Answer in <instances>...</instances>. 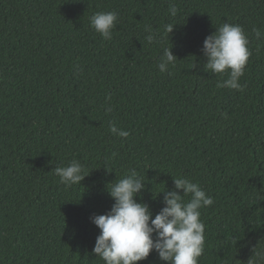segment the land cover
Listing matches in <instances>:
<instances>
[{"label": "trees", "instance_id": "trees-1", "mask_svg": "<svg viewBox=\"0 0 264 264\" xmlns=\"http://www.w3.org/2000/svg\"><path fill=\"white\" fill-rule=\"evenodd\" d=\"M107 11L118 15L108 41L90 26ZM225 23L248 38L243 91L217 87L228 74L204 65V38ZM254 28L264 32V0H0V264H104L90 216L108 212L107 189L130 169L153 216L174 179L198 184L213 199L200 209L198 264H247L264 248V38ZM165 48L177 59L162 73ZM72 161L89 173L68 187L55 168ZM136 264L168 262L152 251Z\"/></svg>", "mask_w": 264, "mask_h": 264}, {"label": "clouds", "instance_id": "clouds-1", "mask_svg": "<svg viewBox=\"0 0 264 264\" xmlns=\"http://www.w3.org/2000/svg\"><path fill=\"white\" fill-rule=\"evenodd\" d=\"M177 11L174 4L170 6L172 16ZM117 21L118 15L114 11L97 12L90 17V26L108 41L112 39ZM146 31L149 32L146 37L149 43L158 41V34L150 26ZM164 31L169 38L173 25H166ZM253 35L257 40L264 38V32L259 28L253 29ZM247 45L243 28L236 24L225 23L204 38L201 53L206 58L205 67L214 74H228L217 87L243 91L244 85L239 83V78L251 55ZM176 59L170 48H165L158 64L159 71L168 70ZM107 99L110 100V96ZM111 110L110 106L105 109L106 112ZM109 130L122 138L129 136L128 131L115 124H110ZM88 173L78 161L55 168L60 182L68 187L81 184ZM173 182L175 190L160 191L164 193L163 207L154 216L148 204L135 198L145 189V182L135 169H130L128 175L112 184L110 190L107 189L114 201L111 208L105 214L90 216L91 222L100 230L92 253L104 264H136L147 259L152 251L168 264H198L205 246L200 209L212 205L213 199L186 178H177ZM183 196H190L189 201L185 203ZM247 264H264V248H254Z\"/></svg>", "mask_w": 264, "mask_h": 264}]
</instances>
